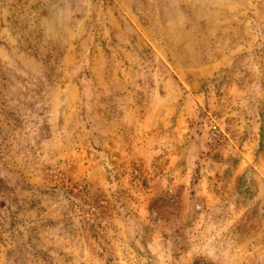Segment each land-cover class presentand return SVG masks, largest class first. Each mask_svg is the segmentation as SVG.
Returning a JSON list of instances; mask_svg holds the SVG:
<instances>
[{
  "label": "rangeland",
  "instance_id": "rangeland-1",
  "mask_svg": "<svg viewBox=\"0 0 264 264\" xmlns=\"http://www.w3.org/2000/svg\"><path fill=\"white\" fill-rule=\"evenodd\" d=\"M0 264H264V0H0Z\"/></svg>",
  "mask_w": 264,
  "mask_h": 264
}]
</instances>
